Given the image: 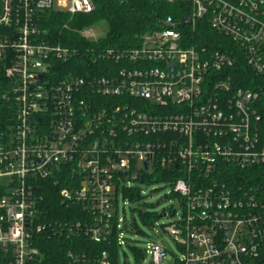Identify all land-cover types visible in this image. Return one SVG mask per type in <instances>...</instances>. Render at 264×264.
Listing matches in <instances>:
<instances>
[{"label": "built area", "instance_id": "1", "mask_svg": "<svg viewBox=\"0 0 264 264\" xmlns=\"http://www.w3.org/2000/svg\"><path fill=\"white\" fill-rule=\"evenodd\" d=\"M166 1L185 4L186 25L204 19L237 45L252 74L264 75V0ZM49 9L73 17L94 4L0 0L1 264L41 262L35 239L47 226L38 220L34 182L64 167L73 181L62 200L90 217L58 233L105 242L115 231V243L126 244L114 189L161 168L179 175L166 187L180 213H159L171 218L160 226L180 252L174 264H256L264 253V184L228 182L222 169L264 167L261 90L237 84L228 54L187 46L172 26L145 33L129 50H105L116 63L101 76L53 80L55 61L69 51L37 40L35 19ZM79 34L96 40L92 26ZM141 251L150 264L166 256L157 241ZM66 264L111 263L105 251L95 259L69 251Z\"/></svg>", "mask_w": 264, "mask_h": 264}, {"label": "trees", "instance_id": "2", "mask_svg": "<svg viewBox=\"0 0 264 264\" xmlns=\"http://www.w3.org/2000/svg\"><path fill=\"white\" fill-rule=\"evenodd\" d=\"M92 1L94 10L87 14H76L70 17L67 12L49 9L38 13L35 19L38 30L37 40L60 45L69 51L65 62L55 61L53 80L68 73L84 78H88V75L101 76L106 73L109 66L116 63L102 56L105 50L113 49L116 52L129 50L139 45L145 33L172 26L181 32L187 46L204 47L211 51L220 50L228 54L233 59L232 67L227 69L231 77L235 81H241L237 83L238 85L256 87L261 90V99L264 101V83L262 84L264 75L252 74L237 45L227 36L213 30L204 19L197 21L194 29L180 22L181 18L189 15L185 4L166 0ZM98 22H104L106 25V32L102 37L88 40L79 34L83 27L93 26ZM249 78H252L254 82L248 83ZM98 98L105 100L102 99L105 97ZM6 114L5 108L2 109L0 116L3 115L2 118H4ZM222 170V175L228 182L241 185L264 184V167L239 168L228 165ZM54 174L55 177L38 178L34 182L38 220L47 226L35 239L41 252V262L38 264H66L69 251L83 254L91 259H95L105 251L111 264H119V246L114 240L115 231L112 238L105 242L91 241L80 232L71 237L58 233L61 228L67 231L71 223L77 220L85 221L90 216L81 211L78 205L63 201L60 196V190L70 186V182L73 181L69 168L64 167L62 172ZM168 174L170 173L166 169L154 168L152 172L139 174L135 182L145 187L152 184L166 187L172 179L179 176ZM119 192L123 199H128L131 203H137L142 199L138 185L131 188L116 186L114 201L118 199ZM172 196L176 197L174 194ZM138 216L144 226L151 225L154 219L159 217L156 213L141 211L138 212ZM133 230L136 233H142L136 222H133ZM131 252L134 260L139 262L143 256L141 249L131 246ZM1 262L0 256V264ZM256 264H264V253Z\"/></svg>", "mask_w": 264, "mask_h": 264}, {"label": "rangeland", "instance_id": "3", "mask_svg": "<svg viewBox=\"0 0 264 264\" xmlns=\"http://www.w3.org/2000/svg\"><path fill=\"white\" fill-rule=\"evenodd\" d=\"M96 38L102 37L106 32L104 22H98L92 26ZM119 185V183H118ZM122 185V184H121ZM139 186L142 199L137 203H131L128 199H123L121 192L118 193V216L123 219L124 238L126 244L118 248L119 264H150V256L146 255L144 260L136 262L131 252V246L144 250L147 244L159 242L166 250L165 258L160 264H174V258L180 256L174 240L163 231L161 224L171 221L168 217H157L153 223L144 226L139 219L138 212L159 213L162 210L175 209L177 214L180 213L178 201L174 196H168L169 188L159 184H152L148 187L141 186L135 181H131L129 186ZM161 200L160 203H157ZM133 222H136L138 229L142 233H136L133 230Z\"/></svg>", "mask_w": 264, "mask_h": 264}, {"label": "water", "instance_id": "4", "mask_svg": "<svg viewBox=\"0 0 264 264\" xmlns=\"http://www.w3.org/2000/svg\"><path fill=\"white\" fill-rule=\"evenodd\" d=\"M188 16H184L183 18H181L180 19V22H182V23H185V22H187L188 21ZM161 202V200H159L157 203H160ZM163 214H159V217H161Z\"/></svg>", "mask_w": 264, "mask_h": 264}]
</instances>
